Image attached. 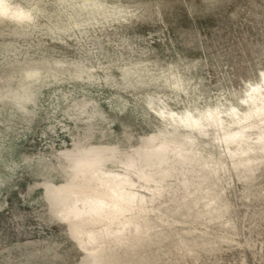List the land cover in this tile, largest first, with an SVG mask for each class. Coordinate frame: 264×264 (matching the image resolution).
I'll use <instances>...</instances> for the list:
<instances>
[{
	"label": "rangeland",
	"instance_id": "374dc122",
	"mask_svg": "<svg viewBox=\"0 0 264 264\" xmlns=\"http://www.w3.org/2000/svg\"><path fill=\"white\" fill-rule=\"evenodd\" d=\"M10 1L33 8L36 18L28 27L0 20V87L30 82L32 92L26 107L0 97V264H108L112 246L85 249L81 220L68 217L67 204L86 199L103 171H133L154 182L178 171L181 132L160 130L153 97L179 112L246 107L248 86L264 73V0H96L108 18L99 14L104 9H81L83 0ZM30 64L41 79H26ZM127 67L138 73L125 77ZM172 70L186 91L169 85ZM248 240L254 244L243 248L262 264L256 244L264 257V237ZM206 248H193L186 262L219 255ZM138 256H127L130 264H141Z\"/></svg>",
	"mask_w": 264,
	"mask_h": 264
},
{
	"label": "bare ground",
	"instance_id": "6f19581e",
	"mask_svg": "<svg viewBox=\"0 0 264 264\" xmlns=\"http://www.w3.org/2000/svg\"><path fill=\"white\" fill-rule=\"evenodd\" d=\"M16 3L0 0V20L7 18L23 27L30 26L36 18L33 8ZM80 7L89 8L91 13L104 9L99 14L105 18L111 13L96 0H83ZM74 24L83 25L77 21ZM32 64L24 69L26 79H41V69ZM85 68L86 65L79 68V77H83ZM133 72L138 73L134 67L124 68L125 77ZM179 73L172 70L165 79L172 80L167 83L173 88L186 91L188 86L184 85L185 79ZM92 77L90 74L89 78ZM28 83L23 82L21 89L6 84L5 88L0 87V97L12 95L26 107L32 100ZM248 87L242 98L246 105L244 109L232 103L229 106V103L225 107L217 104L214 107L208 105V109L199 106L197 112L195 108L179 112L166 104L164 98L156 100L152 95L149 105L162 121L160 130L181 132L182 142L174 151L178 171L161 182L140 178L133 171H103L95 177L91 175L96 178L93 179L98 183L97 188L92 187L86 199L69 202L66 208L70 211L68 217L81 220L78 221L82 225L79 231L85 249L93 251L111 245L108 264H122V258L130 264L127 256L134 254H139L136 258L137 261L141 259V264L149 261L151 264L162 261L181 264L183 259L188 264L186 261H191L193 248L211 246L205 250L219 255H207L198 264H257L243 247L249 242L248 238L264 237V186L260 185L264 179V73L259 82ZM206 145L212 149H207ZM145 244L148 250L142 252ZM253 244L251 241L248 246ZM258 245V260L264 264L263 252ZM227 247L228 250L222 252ZM197 260H201L200 255Z\"/></svg>",
	"mask_w": 264,
	"mask_h": 264
}]
</instances>
